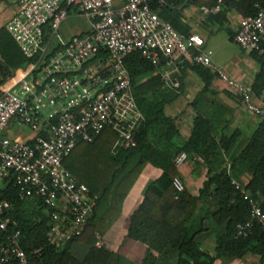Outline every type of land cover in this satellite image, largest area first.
<instances>
[{"label":"built area","instance_id":"1","mask_svg":"<svg viewBox=\"0 0 264 264\" xmlns=\"http://www.w3.org/2000/svg\"><path fill=\"white\" fill-rule=\"evenodd\" d=\"M10 1L14 14L6 29L29 63L0 87V184L12 181L20 198L39 199L46 206L49 245L79 237L97 203V196L63 165L77 142L92 141L111 127L117 134L112 153L136 145L135 132L144 117L125 64L131 53L139 52L155 66L173 90L180 85L182 62L203 65L240 97L250 114L264 119V103L254 99L252 87L216 65L211 52L202 50L204 41L198 34H181L163 20L152 0ZM220 9L218 1L212 12ZM72 16L84 17L89 28L64 39L58 29ZM233 40L243 51L264 54V2L257 4L254 15L240 19ZM14 125H26L29 136L17 139L7 134ZM187 159V153L180 152L174 159L176 168ZM232 184L249 205L248 217L236 225V236H248L255 225L264 233L261 201L244 183ZM172 185L177 193L185 189L180 176ZM13 208L0 198V264H29L19 231L7 235ZM96 238L100 247V235Z\"/></svg>","mask_w":264,"mask_h":264},{"label":"trees","instance_id":"2","mask_svg":"<svg viewBox=\"0 0 264 264\" xmlns=\"http://www.w3.org/2000/svg\"><path fill=\"white\" fill-rule=\"evenodd\" d=\"M263 2L221 0L220 11L223 4L237 8L244 16L254 15L257 4ZM184 4L211 9L218 0H152L160 17L172 26L162 12L167 14ZM252 54L260 64L252 86L258 93L264 88V54ZM28 63L6 26H1L0 87ZM125 64L144 117L135 132L136 145L112 153L117 134L106 127L92 141L77 142L63 159L72 176L97 196L82 234L61 246L47 244L46 206L39 199L20 198L12 181L5 180L0 184V198L14 205L7 235L19 231V244L29 264H123L117 251L103 243L96 245V234L101 239L106 235L141 175L156 169L158 175L144 187L140 202L130 213L126 234L144 245L143 264H215L218 259H241L248 254L256 255L258 264H264L260 226L255 225L246 237L236 236V225L248 217L249 205L232 184V180L244 183L264 209V119L250 134L238 127L232 129L234 111L212 88L216 73L203 65L182 62L177 73L180 85L173 90L165 86L160 73L153 74L156 67L139 52L128 55ZM188 70L196 74L202 86L189 103L195 114L190 134L184 138L176 118L165 116L164 109L179 97ZM182 151L188 159L201 157L206 166L198 195L186 187L177 193L172 185L173 178L180 176L174 159ZM246 176L249 178L244 182ZM203 236L214 242L211 250L203 247ZM81 250L84 252L79 255Z\"/></svg>","mask_w":264,"mask_h":264},{"label":"crops","instance_id":"3","mask_svg":"<svg viewBox=\"0 0 264 264\" xmlns=\"http://www.w3.org/2000/svg\"><path fill=\"white\" fill-rule=\"evenodd\" d=\"M218 1L220 2L221 0ZM212 9L213 8L207 9L205 7H198L193 4H184L180 7L178 6V8H173V10L167 14L162 12V16L164 19L170 21L181 34H198L204 41L202 50L211 52L212 60L216 65L224 69L230 77L237 81L249 84L252 87L255 82V76L260 69V64L252 52L243 51L233 40V36L239 27V21L244 15L237 10V8H226L223 4L220 12H212ZM13 14L14 10L11 1L0 0V27L6 26V23L13 16ZM219 31H225L227 35L224 40H220L223 44H225V50L222 51L217 48L212 50L207 48L209 40L216 37ZM229 47L232 49L228 50ZM156 73H159L157 69L153 71V74ZM201 86L202 83L196 74L189 70L185 71L184 83L179 97L173 102L165 105V116H173L176 118L181 135L184 138H187L190 134L192 119L195 114L194 110L189 107V103L196 92L199 91ZM212 88L218 92V96L221 97L228 106L232 107L234 111L231 128L234 129L238 127L245 133L250 134L258 125L261 118L250 114L242 105L240 97L233 94L219 78L213 80ZM253 95L255 100L264 103V88H262L261 92L258 93L253 89ZM160 125L156 126L160 127ZM20 126L21 125L12 126L11 129L7 130V134L17 139H24L29 136V134L20 128ZM177 169L187 191H189L192 195H198L199 189L202 187L206 178V166L203 159L189 158L181 167ZM158 173L159 172L156 170L153 178L156 177ZM248 178L249 176L244 177L243 181L246 182ZM141 198L142 192L139 190L138 195L136 196V191L133 189L130 195L125 199L122 214L112 226V228L115 229H110L108 232L117 233L120 231V233H122L121 246L126 243L128 251L133 246L140 244V248L143 251V259L144 245L139 241L126 237L130 213L138 205ZM101 241L108 248L115 250L112 242H109L105 236L102 237ZM202 243L203 247L208 250H211L215 245L214 242L207 236L202 237ZM119 249L120 248L115 251L120 254L122 261H125L127 253ZM220 260L222 259H218L216 261ZM241 261V264H258L259 262L258 257L253 254L246 255L241 258Z\"/></svg>","mask_w":264,"mask_h":264},{"label":"rangeland","instance_id":"4","mask_svg":"<svg viewBox=\"0 0 264 264\" xmlns=\"http://www.w3.org/2000/svg\"><path fill=\"white\" fill-rule=\"evenodd\" d=\"M88 28H89V24L84 17L72 16V17L65 19L61 23V25L58 29V34L60 35V37H62L64 39H68L71 36L79 35L85 31H87ZM225 36H227L225 31H219V33L217 34L216 37L209 40L207 48H210L212 50H214L216 48L218 50L220 49L222 51L225 50L224 49L225 44H223V42H221L222 39L223 40L225 39ZM230 49H232V48L229 47L228 50H230ZM222 51H220V52H222ZM102 67H104V65H102ZM20 128H22L28 134L30 133V129L26 125H21ZM155 173H156V170H148L147 172H144L141 175V177L139 178V180L137 181L136 185L133 188L136 191V196L138 195L139 190L141 192H143L144 187L151 180V178H153ZM110 229H113V228L111 227V228H109V230ZM115 234H117V235H115ZM116 236H117V239H116ZM105 237H106V239H108L109 242H112L113 248L115 250H118V248H120L119 250L125 251V253H127L125 261H123V263H125V264H143L141 261L142 256H143V251L140 248L141 247L140 244L133 246L128 251V249L126 248V243L123 246H121L122 245V242H121L122 233H120V231L117 233L108 232V233H106ZM82 252H84V251L81 250L80 252H78V254L81 255ZM241 262H242L241 259H238V258H227V259L222 258V260L216 261V264H241Z\"/></svg>","mask_w":264,"mask_h":264}]
</instances>
